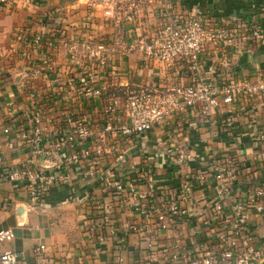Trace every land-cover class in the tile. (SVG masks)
I'll return each mask as SVG.
<instances>
[{
  "label": "built area",
  "instance_id": "1",
  "mask_svg": "<svg viewBox=\"0 0 264 264\" xmlns=\"http://www.w3.org/2000/svg\"><path fill=\"white\" fill-rule=\"evenodd\" d=\"M114 14L113 9L105 11L106 16ZM138 14L135 4L124 13L132 22ZM161 16L163 22L128 41L124 53L138 52L149 62L165 65L182 62L187 66L186 75L178 83L140 86L124 96L111 95L110 86L118 74L104 45L99 46L98 52L84 55L89 61L86 63L79 56L77 43L54 37L45 39L41 33L25 37L26 46L39 52L38 62L31 64L30 69L44 73L49 91L27 89L24 96L29 103L21 110L14 100L4 103L11 123L0 128V182H10L16 199L31 208L47 207L61 191L63 199L83 202L91 213L102 210V216H94L86 226L90 233H100L101 244L102 230L111 227L109 222L115 212L113 202L103 196L116 198L118 208L136 214L125 226L142 238L144 258L138 263L134 261L138 247L133 243L127 248V255L118 253L112 264H264V241L253 221L259 217L264 226V178L257 175L259 164H252L246 172L236 157L219 155L214 149L208 163L187 142L173 139L171 143L164 141V147H153L147 160L151 164L137 170V164L129 161L128 147L181 114L189 113L191 118L187 120L192 119L194 127L202 129L209 123L216 124L214 115L226 105L254 107L256 100L264 97V70L255 79L239 76L234 62L264 40V30L254 18L238 14L210 21L199 13L176 16L165 8ZM61 46L70 48L69 66L73 71L57 69L54 56ZM209 48L222 67L211 68L218 78L206 74L202 55ZM21 56L30 59L29 48L23 49ZM96 61L100 70L91 73L89 67ZM66 80L69 85L63 86ZM233 118H227L223 124L231 136ZM201 133L200 143L205 144V133ZM257 136L260 141L254 160L262 162L264 130H258ZM27 148L32 154L29 159L18 160L15 165L7 161L8 152ZM161 153L168 157V168L174 173L167 178V185L158 183L152 167ZM108 155L114 157V165L108 163ZM197 160H201L200 166L181 179L182 168ZM125 169L137 170V181L130 183L124 179ZM176 176L180 177L178 182ZM210 176L219 196L205 200L203 213L191 214L189 204L198 198L194 194L196 186L204 187ZM82 181L93 184V191L98 188L102 193L90 206L87 203L93 191L81 193ZM139 182L147 183L146 188L140 189ZM196 216L210 228L202 239L192 234L191 219ZM15 236L13 228L1 229L0 245ZM124 241L120 240L119 250L127 245ZM69 244L70 238L65 236L56 245L64 248ZM34 252L36 260L31 263L22 260L18 252L6 250L0 254V263L53 264L46 244L37 245ZM95 253L101 256L100 246ZM62 261L71 264L69 257Z\"/></svg>",
  "mask_w": 264,
  "mask_h": 264
},
{
  "label": "crops",
  "instance_id": "2",
  "mask_svg": "<svg viewBox=\"0 0 264 264\" xmlns=\"http://www.w3.org/2000/svg\"><path fill=\"white\" fill-rule=\"evenodd\" d=\"M132 4H135L139 11L133 22L124 15ZM165 8L176 16L187 17L199 13L210 21H221L232 14H238L249 19L254 18L264 30V0H12L10 3L0 0V128L11 123L7 117L5 102L14 100L17 109L21 110L29 103L24 96L27 89H35L41 93L49 91V82L44 73L33 72L30 69L31 64L35 65L38 62V50L31 49L24 43L25 37H31L36 33H41L45 39L54 37L58 41L65 39L67 42L77 43L81 60L87 58L84 55L98 52L99 46L104 45L107 49L106 54L111 58V65L118 74L110 86L113 96H124L139 89L140 86L178 83L186 75L187 70V66L182 62L165 65L161 62H149L138 52L128 55L124 53L128 41L163 22L161 12ZM107 9H113L115 12L113 17L105 15ZM25 48H29L30 59L21 56ZM69 56L70 48L61 46L54 56L57 69L73 71L69 66ZM218 59L210 48L202 55L207 75L215 74L218 78L217 72L211 70L212 66L214 69L215 66L222 68ZM89 68L90 72L94 73L96 69L100 70V65L96 61L91 63ZM263 70L264 40L251 53L237 57L234 62V71L239 76L255 79ZM65 85H69L67 80L63 83V86ZM263 101L264 97L257 99L254 107L240 103L226 105L214 115L216 124L209 123L202 129L195 128L191 123L192 119L187 120L191 118L189 113L172 118L163 126H157L135 146L128 145L129 161L137 164V170L144 169L147 164H151L149 163L151 161L147 160L152 154L150 150L153 147L163 146L164 141L168 140L171 143L176 139L179 143L187 142L189 148L193 151L195 149L208 163L210 162L208 159H211L209 153L214 149L213 151L219 155L236 157L246 172L252 168V164H259L260 170L257 175L262 179L264 160L260 162L254 158L257 143L260 141L257 131L264 130V107H261ZM50 116L52 118L53 114ZM230 117L235 119V125L230 129L234 136H231L223 125ZM193 119L196 122L199 120ZM200 133L205 136L204 139L207 141L205 144L200 143ZM31 156L30 149L27 148L19 152H8L6 159L11 165H15L18 160H27ZM107 159L108 163L114 165L113 156L108 155ZM167 161L168 157L161 153V158L157 157L152 166L159 184H169L167 178L174 174L168 168ZM200 161H192L184 166L181 179L199 167ZM137 170L132 172L125 169L124 179L130 183L137 181ZM180 177L176 176V182ZM79 186L81 193L95 189L93 184L83 181ZM146 186L147 183H138L140 189ZM13 190L15 189L10 182H0V230L13 228L16 234L12 241L0 245V254L6 250H13L22 256V260L32 263L36 260L34 250L37 245L46 244V253L53 264H62V259L66 260L68 257L71 264H112L118 253L122 252L125 255L127 248L134 243L138 247L134 261L138 263L143 260L142 238L125 226V223L135 218L136 214H131L126 208H118L117 201L114 202L116 198L103 196L104 199L113 202L115 212L109 222L112 223L111 227L106 226L102 230L104 242L101 244L98 243L100 233H90L86 226L87 223L88 225L92 223L94 216H102V210H94L91 213L83 202L76 203L63 199L61 191L60 193L58 191L47 207L31 208L26 202L16 199V192ZM101 194L98 188L94 190L87 206H90L97 196L101 197ZM194 194L198 198L189 204V209L191 214L197 215L205 210L203 207L205 200L219 196L215 180L210 176L204 187L196 186ZM260 220L261 218L255 217L253 221L258 225L261 241H264V226L261 223L263 219ZM190 225L192 234L197 239L209 234V226L200 221L199 216L192 218ZM114 229L118 230L113 233ZM65 236H69L70 244L59 248L56 244L63 241ZM122 239L127 245L119 250L118 245ZM98 246L101 247L100 257L95 253Z\"/></svg>",
  "mask_w": 264,
  "mask_h": 264
},
{
  "label": "trees",
  "instance_id": "3",
  "mask_svg": "<svg viewBox=\"0 0 264 264\" xmlns=\"http://www.w3.org/2000/svg\"><path fill=\"white\" fill-rule=\"evenodd\" d=\"M13 191H15V190H13ZM9 192H10V191H9ZM15 192H16V191H15ZM15 192H14V193H15Z\"/></svg>",
  "mask_w": 264,
  "mask_h": 264
}]
</instances>
